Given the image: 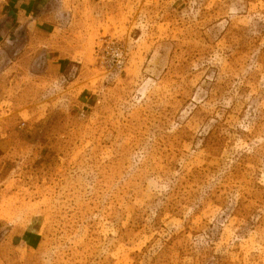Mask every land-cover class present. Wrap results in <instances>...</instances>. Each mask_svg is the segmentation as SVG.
<instances>
[{
  "label": "rangeland",
  "instance_id": "1",
  "mask_svg": "<svg viewBox=\"0 0 264 264\" xmlns=\"http://www.w3.org/2000/svg\"><path fill=\"white\" fill-rule=\"evenodd\" d=\"M40 1L57 66L0 52V264H264V0Z\"/></svg>",
  "mask_w": 264,
  "mask_h": 264
},
{
  "label": "crops",
  "instance_id": "2",
  "mask_svg": "<svg viewBox=\"0 0 264 264\" xmlns=\"http://www.w3.org/2000/svg\"><path fill=\"white\" fill-rule=\"evenodd\" d=\"M93 1L98 3L101 0ZM42 10L40 0H0V52L5 49L28 59L31 64L24 67V72L33 71L36 82L44 79V67L42 69V64L37 66V63H43L45 55L48 56V66L56 67L52 56H59L61 53L58 49L65 46L63 36L57 33L59 24H49ZM6 70L8 73L19 72L15 64ZM18 78L19 75L14 74L10 77L0 75V88L2 82L13 84Z\"/></svg>",
  "mask_w": 264,
  "mask_h": 264
}]
</instances>
